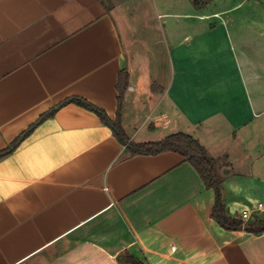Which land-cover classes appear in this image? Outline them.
Masks as SVG:
<instances>
[{
    "label": "crops",
    "instance_id": "crops-1",
    "mask_svg": "<svg viewBox=\"0 0 264 264\" xmlns=\"http://www.w3.org/2000/svg\"><path fill=\"white\" fill-rule=\"evenodd\" d=\"M115 8L0 0V264H129L127 255L144 264H264V231L222 227L216 191L185 156L132 154L96 111L73 101L115 120L127 69L121 123L130 141L199 140L222 178L227 215L240 220L264 203V73L250 65L249 25L228 18L174 36L163 23L161 36L146 31L139 46ZM202 11L199 24L219 15Z\"/></svg>",
    "mask_w": 264,
    "mask_h": 264
},
{
    "label": "rangeland",
    "instance_id": "rangeland-1",
    "mask_svg": "<svg viewBox=\"0 0 264 264\" xmlns=\"http://www.w3.org/2000/svg\"><path fill=\"white\" fill-rule=\"evenodd\" d=\"M105 2L110 6H116L123 35L126 37L127 33L128 35L129 33L134 34V44L139 46V42L143 45L147 42L144 35L146 31L153 32L155 36H161L163 23L167 27L164 26L165 29L174 36L187 32L192 25L218 27L228 18L247 23L249 26L244 33L247 40L251 42L250 47L246 48L251 61L250 65L254 67V70H259V74L264 73V0H210L200 9L195 7L190 0H178V3L175 2L173 5H162L161 0H105ZM128 2L133 4L129 8ZM171 2L172 0H169V3ZM201 10L206 14L217 12L219 15L211 16L206 22L199 24V17L196 15ZM166 13L168 15H164ZM217 33L220 35L218 39L224 38L221 28L217 29ZM126 40L130 47L132 41L127 38ZM225 46V43L221 41L219 47L224 48ZM136 53L138 63H143V56L139 51ZM260 89L264 92L263 88Z\"/></svg>",
    "mask_w": 264,
    "mask_h": 264
},
{
    "label": "trees",
    "instance_id": "trees-1",
    "mask_svg": "<svg viewBox=\"0 0 264 264\" xmlns=\"http://www.w3.org/2000/svg\"><path fill=\"white\" fill-rule=\"evenodd\" d=\"M192 4L198 9L203 8L210 0H190ZM129 86V72L123 70L119 73L118 82V112L117 118L112 120L103 109L96 107L94 104L88 102L83 98H73L74 102L96 111L102 121L110 125L116 137L121 141L122 144L126 145L127 149L132 154H159L166 151L177 152L187 158V160L197 170L205 186L208 189H214L216 191V202L213 210V216L218 223L228 230H239L243 227L252 232H263L264 231V219H258L253 223L243 222L237 218L230 217L225 211V205L221 194V183L222 178L216 173L213 159L209 156L206 148L201 144L199 140L186 133H175L167 136L160 141L136 143L130 141L126 135L122 123H121V111L122 103L125 97V93ZM45 116H43L44 118ZM28 131L19 136L11 146L6 149L3 154H9L14 148L20 143V141L26 136ZM123 261L129 264H144L142 261L134 256H123Z\"/></svg>",
    "mask_w": 264,
    "mask_h": 264
},
{
    "label": "built area",
    "instance_id": "built-area-1",
    "mask_svg": "<svg viewBox=\"0 0 264 264\" xmlns=\"http://www.w3.org/2000/svg\"><path fill=\"white\" fill-rule=\"evenodd\" d=\"M255 213L264 214V203L260 202L256 205V207L250 210H245L243 213H241L240 220L243 222H248Z\"/></svg>",
    "mask_w": 264,
    "mask_h": 264
}]
</instances>
